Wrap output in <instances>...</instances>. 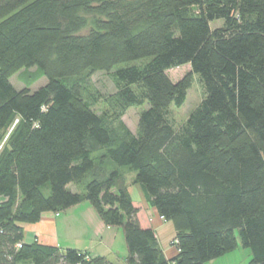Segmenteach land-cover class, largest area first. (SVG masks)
<instances>
[{"label": "trees", "instance_id": "trees-1", "mask_svg": "<svg viewBox=\"0 0 264 264\" xmlns=\"http://www.w3.org/2000/svg\"><path fill=\"white\" fill-rule=\"evenodd\" d=\"M80 11L102 18L83 33ZM31 67L46 82L16 89ZM194 75L203 97L176 126ZM143 105L132 132L121 116ZM131 172L173 226L171 258L139 222ZM83 200L121 229L126 264H205L236 248L235 230L246 264H264V0H0V264H112L24 242L23 224Z\"/></svg>", "mask_w": 264, "mask_h": 264}, {"label": "crops", "instance_id": "crops-1", "mask_svg": "<svg viewBox=\"0 0 264 264\" xmlns=\"http://www.w3.org/2000/svg\"><path fill=\"white\" fill-rule=\"evenodd\" d=\"M140 197L138 202L133 198L132 200L138 208L137 215L141 226L153 228L166 258L175 256L177 250L172 243L175 231L173 230L169 240H164L163 224L169 221H164L156 210L145 202L143 195ZM23 230L26 243L37 241L61 249L76 248L87 251L91 256H105L112 264H126L127 250L124 237L122 243L120 233H123L120 228L106 226L86 200L62 211L43 212L38 222L23 224Z\"/></svg>", "mask_w": 264, "mask_h": 264}, {"label": "rangeland", "instance_id": "rangeland-1", "mask_svg": "<svg viewBox=\"0 0 264 264\" xmlns=\"http://www.w3.org/2000/svg\"><path fill=\"white\" fill-rule=\"evenodd\" d=\"M78 15L80 16L82 21V26L80 30L83 33L87 32L91 28H95L96 20L102 18L98 14H86L83 11H80ZM222 24H223L222 20H216L211 22L210 25L212 28H215L221 26ZM189 70H190L189 65L184 64L180 66L171 67L166 70V73L172 81H177ZM34 75H35V67H31L27 70L21 69L10 76V81L16 89L27 88L29 90H34L42 86L46 82V79L44 77H38L36 80L32 81ZM91 83H92V87L96 89L101 95L104 96L111 94L115 90L114 83L110 77V74L103 71L95 72L91 77ZM202 97H203V90L199 84V81L197 80V77L194 75L191 86L187 90L186 99L184 103L179 107H175V106L170 107V116L176 126H179L187 119L189 113L199 104ZM144 107H145L144 105L130 106L125 110L124 114L121 116L122 122L128 127L130 131L132 132L136 131L138 114L140 110ZM95 108L97 111L104 108V104L102 103V101H100L98 105H95ZM15 123L16 120L11 123V125L9 126L3 137L2 142L7 140V137L9 136V133L12 131ZM133 175H134L133 172L126 174L125 176L126 185L129 188L133 200L138 202L140 201L142 190L138 184L131 185V179ZM163 230H164L163 235L165 237L164 240H169L174 230L172 225L169 222L164 223ZM234 234L237 241L236 248L224 254L223 256L213 259L214 262L210 260L205 264H246L249 260H251L252 254L250 249L245 248L240 244V239L237 230H235ZM120 235L123 243V236H122L123 234L120 233Z\"/></svg>", "mask_w": 264, "mask_h": 264}, {"label": "built area", "instance_id": "built-area-1", "mask_svg": "<svg viewBox=\"0 0 264 264\" xmlns=\"http://www.w3.org/2000/svg\"><path fill=\"white\" fill-rule=\"evenodd\" d=\"M162 218V217H161ZM163 219V218H162Z\"/></svg>", "mask_w": 264, "mask_h": 264}]
</instances>
